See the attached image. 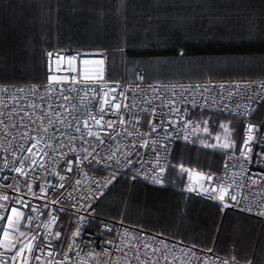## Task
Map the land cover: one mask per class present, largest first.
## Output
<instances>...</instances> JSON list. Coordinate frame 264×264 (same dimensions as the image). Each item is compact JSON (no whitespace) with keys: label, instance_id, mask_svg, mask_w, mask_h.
<instances>
[{"label":"built area","instance_id":"2783aa9c","mask_svg":"<svg viewBox=\"0 0 264 264\" xmlns=\"http://www.w3.org/2000/svg\"><path fill=\"white\" fill-rule=\"evenodd\" d=\"M46 60L44 83L0 84L3 264H255L123 218L97 219L96 204L127 169L133 182L162 185L175 145L201 130L195 113L212 112L243 122L240 148L217 171L189 168L185 190L264 222V79L153 82L138 68L133 81L110 80L105 50L48 49ZM19 232L37 238L13 261Z\"/></svg>","mask_w":264,"mask_h":264},{"label":"trees","instance_id":"16d2710c","mask_svg":"<svg viewBox=\"0 0 264 264\" xmlns=\"http://www.w3.org/2000/svg\"><path fill=\"white\" fill-rule=\"evenodd\" d=\"M56 48L105 50L110 80L133 81L138 68L153 82L261 80L264 0H0V84L44 83L46 51ZM195 115L207 131L175 145L165 182H133L131 169L120 172L96 204L97 219L123 218L264 264L263 221L222 212L185 190L189 168L217 171L226 153L240 148L243 122L220 113ZM226 123L236 142L218 148Z\"/></svg>","mask_w":264,"mask_h":264},{"label":"snow or ice","instance_id":"6c2138e0","mask_svg":"<svg viewBox=\"0 0 264 264\" xmlns=\"http://www.w3.org/2000/svg\"><path fill=\"white\" fill-rule=\"evenodd\" d=\"M48 55L51 57V56H52V53H49ZM84 63L87 64L88 61H85ZM101 63H102V61H101ZM88 78H89V77H87V75H86V76H85V79H88ZM56 79H57V78H56L55 76L50 77V80H56ZM73 79H75V78H73ZM105 95H107V94H105ZM113 99H115V98H113ZM104 102H105V103H108L107 100H105ZM113 107L116 108V109H119V108H120V104H115V105H113ZM103 111H104V109L101 108V109H100L101 114L103 113ZM91 118H92L93 120H95L97 124L100 123V120H97L95 117H91ZM102 118H103V117H102V115H101V119H102ZM120 122L123 123V120H121ZM85 126L87 127V122H85ZM108 126H109V127H112V123L109 122ZM152 127H153V130H155V126L152 125ZM221 127H222V128H225V131H227V128H226L225 125H221ZM204 130L207 131L206 128H205ZM248 130H249V132H251V131L253 130V126L250 125ZM77 131H79V128L77 129ZM89 134L91 135V133H89ZM217 139H219V137H217ZM221 146L227 148V147H229L230 145L227 144V143H225V144H223V145H221ZM245 148H247V141H245ZM242 155H243V153H242ZM158 159H159V158H158ZM34 162H35V161H34ZM68 163H69V165H71L72 162L69 161ZM68 170L71 171V167H69ZM181 170L184 171L182 165H181ZM18 171H20V170L18 169ZM162 171H163V169H161V172H162ZM61 179H64V177H61ZM209 179H211V177H209ZM62 186H63V185H61V187H62ZM28 189H29V191H31V186H30V185L28 186ZM0 198H2V199L5 200V201L9 200V197H8L7 195H4L3 197H0ZM218 198H219L220 200H222V201L224 200V190H223V189H221V194H220V196H219ZM231 199H232V200H235L236 197H235V196H232ZM55 202H56V201H53V203H55ZM3 207H5V205H0V208H3ZM11 211H12L13 215L16 216V217H21V216H23V213L19 212L18 209H16V208H12ZM0 219H4V217H3V216H0ZM7 219H8V222H9V227H11V226L13 225L12 217H8ZM53 219H54V218H53ZM17 223H18V220H17ZM17 231H19V229H17ZM19 235H20V237H24L25 240H27V242H25V240H21V241H20V247H19V249L15 252V255H13V256L11 257V259H12L13 261H15V260L17 259V257L22 256V254L24 253L25 249H27L29 252H32V250H33V244H32V241L35 240V239L37 238L35 235H32V236H31V239H28L26 233H24V232H19ZM56 235L59 236V233H56ZM7 238H8V233H5V239H7ZM14 247H15V244L10 243V244L8 245V249H9V250H11V249L14 248ZM37 259H39V257H37ZM0 264H3V262L0 261ZM223 264H229V262H228L227 260H225V261H223ZM249 264H251V262H249Z\"/></svg>","mask_w":264,"mask_h":264},{"label":"rangeland","instance_id":"374dc122","mask_svg":"<svg viewBox=\"0 0 264 264\" xmlns=\"http://www.w3.org/2000/svg\"><path fill=\"white\" fill-rule=\"evenodd\" d=\"M113 66H114V68H116L117 61L114 62ZM222 125L226 126L227 131H225V128H222V131L220 132V134L217 135V137H219V139H217V137H216L215 146L218 147V148H225V147L221 146V145H223L225 143L230 145V144H233V143L236 142V136L233 135V129H234L233 126H231L229 123L222 124ZM200 129H201L200 132L204 131V130H202L203 128H200ZM227 148H230V146L227 147ZM188 170H187V173H188Z\"/></svg>","mask_w":264,"mask_h":264}]
</instances>
